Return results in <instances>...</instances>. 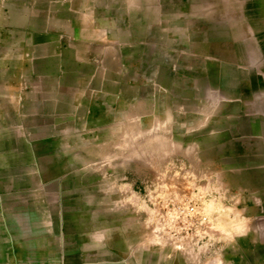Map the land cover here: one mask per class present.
<instances>
[{
    "label": "rangeland",
    "instance_id": "1",
    "mask_svg": "<svg viewBox=\"0 0 264 264\" xmlns=\"http://www.w3.org/2000/svg\"><path fill=\"white\" fill-rule=\"evenodd\" d=\"M38 248L264 264V0H0V264Z\"/></svg>",
    "mask_w": 264,
    "mask_h": 264
},
{
    "label": "crops",
    "instance_id": "2",
    "mask_svg": "<svg viewBox=\"0 0 264 264\" xmlns=\"http://www.w3.org/2000/svg\"><path fill=\"white\" fill-rule=\"evenodd\" d=\"M113 257H114V253L112 254L103 253L102 258L100 259L101 262L90 263V261L87 259L88 262L86 264H125V260H119V258L115 259ZM15 259L19 261L21 264H47L46 262L48 259H49L48 261L50 262V264H52V262H55V260L57 262L59 261L58 264H69V263H66V261L69 260V257H66L65 253L64 255H62L61 253H57V254L51 253L49 256H47L46 250L39 249V248L35 252L28 251V253H21V254L19 253V255L15 257Z\"/></svg>",
    "mask_w": 264,
    "mask_h": 264
},
{
    "label": "built area",
    "instance_id": "3",
    "mask_svg": "<svg viewBox=\"0 0 264 264\" xmlns=\"http://www.w3.org/2000/svg\"><path fill=\"white\" fill-rule=\"evenodd\" d=\"M189 210H190V211H193V210H194V208H193V207H191Z\"/></svg>",
    "mask_w": 264,
    "mask_h": 264
}]
</instances>
